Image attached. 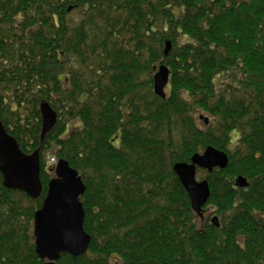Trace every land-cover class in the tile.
I'll return each instance as SVG.
<instances>
[{"label":"trees","instance_id":"1","mask_svg":"<svg viewBox=\"0 0 264 264\" xmlns=\"http://www.w3.org/2000/svg\"><path fill=\"white\" fill-rule=\"evenodd\" d=\"M42 102L57 115L44 139ZM0 122L39 152L42 184L32 199L0 174V264H45L48 158L80 176L90 237L57 264H264V0H0ZM208 147L228 163L197 169L200 218L172 168Z\"/></svg>","mask_w":264,"mask_h":264},{"label":"water","instance_id":"2","mask_svg":"<svg viewBox=\"0 0 264 264\" xmlns=\"http://www.w3.org/2000/svg\"><path fill=\"white\" fill-rule=\"evenodd\" d=\"M92 1V0H87ZM170 44L166 43L164 54L167 55ZM153 75V91L155 95L164 98L168 85L169 70L159 66ZM41 117V139L55 126L57 115L48 103L39 106ZM207 124L208 120L199 116ZM228 158L223 152L212 147L206 148L201 155H194L191 163H177L172 170L188 195L191 209L202 217V208L209 198V188L206 181L198 182L196 170L202 169L209 173L217 168L224 169ZM55 174L48 184L47 195L42 207L34 216L33 234L35 249L46 264H56L62 254L78 257L87 252L90 237L83 230L84 212L79 199L85 187L73 169L59 160L52 170ZM0 174L3 186L8 190L21 191L31 198L41 193L39 152L25 155L19 149L17 142L6 133L0 122ZM237 188H246L248 183L242 177L235 181ZM217 217L211 219L215 227H219Z\"/></svg>","mask_w":264,"mask_h":264},{"label":"rangeland","instance_id":"3","mask_svg":"<svg viewBox=\"0 0 264 264\" xmlns=\"http://www.w3.org/2000/svg\"><path fill=\"white\" fill-rule=\"evenodd\" d=\"M166 91H167V90H166ZM167 92H168V91H167ZM236 137H237V134H236V133H233V135H232V142H231L232 145L234 144ZM115 146H118V143H115ZM54 163H55V161H54L52 158H50V159L48 158V159H47V165H48V166H52ZM196 179H197V181L200 182L198 176L196 177Z\"/></svg>","mask_w":264,"mask_h":264}]
</instances>
